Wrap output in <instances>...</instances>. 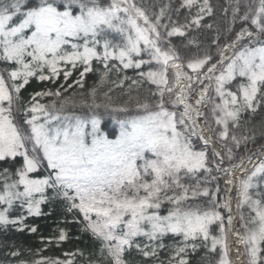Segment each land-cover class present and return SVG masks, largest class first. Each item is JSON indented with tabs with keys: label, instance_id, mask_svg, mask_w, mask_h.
Here are the masks:
<instances>
[{
	"label": "snow or ice",
	"instance_id": "snow-or-ice-1",
	"mask_svg": "<svg viewBox=\"0 0 264 264\" xmlns=\"http://www.w3.org/2000/svg\"><path fill=\"white\" fill-rule=\"evenodd\" d=\"M233 246L264 264V0H0V264Z\"/></svg>",
	"mask_w": 264,
	"mask_h": 264
},
{
	"label": "trees",
	"instance_id": "trees-1",
	"mask_svg": "<svg viewBox=\"0 0 264 264\" xmlns=\"http://www.w3.org/2000/svg\"><path fill=\"white\" fill-rule=\"evenodd\" d=\"M213 2L215 3V0H213ZM89 82L91 83V81H89ZM103 121H107V127H108V128H116V127H117L115 124L112 123L111 119H110L107 115H105V116L103 117ZM103 121H102V122H103ZM29 242H30V241H29Z\"/></svg>",
	"mask_w": 264,
	"mask_h": 264
},
{
	"label": "bare ground",
	"instance_id": "bare-ground-1",
	"mask_svg": "<svg viewBox=\"0 0 264 264\" xmlns=\"http://www.w3.org/2000/svg\"><path fill=\"white\" fill-rule=\"evenodd\" d=\"M232 260H233V264H240V260L237 258L236 256V252H235V246H233V250L230 253Z\"/></svg>",
	"mask_w": 264,
	"mask_h": 264
},
{
	"label": "rangeland",
	"instance_id": "rangeland-1",
	"mask_svg": "<svg viewBox=\"0 0 264 264\" xmlns=\"http://www.w3.org/2000/svg\"><path fill=\"white\" fill-rule=\"evenodd\" d=\"M240 264H241V262H240Z\"/></svg>",
	"mask_w": 264,
	"mask_h": 264
}]
</instances>
